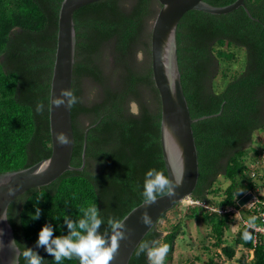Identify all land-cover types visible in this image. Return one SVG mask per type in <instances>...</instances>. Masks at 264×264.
<instances>
[{
    "label": "trees",
    "instance_id": "16d2710c",
    "mask_svg": "<svg viewBox=\"0 0 264 264\" xmlns=\"http://www.w3.org/2000/svg\"><path fill=\"white\" fill-rule=\"evenodd\" d=\"M205 1L226 6L236 0ZM62 2L0 0V175L51 156L50 89ZM245 3L250 14L244 7L220 15L191 10L177 29L191 116H211L193 124L200 176L191 198L220 207L237 205L263 181V166L257 170L251 166L264 152L259 135L264 133V0ZM160 6L158 0H101L76 11L72 91L81 102L71 107L75 136L71 164L82 166L86 142V165L11 203L8 219L21 253L26 246L43 257V264H55L53 256L36 247L45 225L53 226L54 236L67 235L65 217L78 220L82 210L96 205L105 221L103 232L109 217L122 219L144 201L143 184L150 169L168 176L161 146V99L151 65V28ZM141 51L142 62L137 59ZM218 63L226 80L220 87L212 83ZM91 85L96 95L87 98ZM40 102L42 114L36 112ZM133 102L138 115L132 111ZM250 151L253 157L248 159ZM219 176L230 181L223 193L216 187ZM193 205L184 218L207 226L206 243L200 248L207 254L203 264H219L218 249L227 258L222 264L234 260L264 264L263 238L255 245L253 233L240 221ZM243 218L260 223L258 210H244ZM158 223L142 242L169 245L164 264H194L175 263L180 236L186 235L184 221L169 229ZM233 225H238L235 232ZM245 232L251 240L243 238ZM138 248L130 264H149L146 252L137 255ZM20 264H25L22 255ZM61 264L79 260L65 259Z\"/></svg>",
    "mask_w": 264,
    "mask_h": 264
},
{
    "label": "water",
    "instance_id": "95a60500",
    "mask_svg": "<svg viewBox=\"0 0 264 264\" xmlns=\"http://www.w3.org/2000/svg\"><path fill=\"white\" fill-rule=\"evenodd\" d=\"M98 1L101 0H63L61 4L50 89L52 153L49 158L30 167L0 175V231L3 232L0 239L5 246L12 240L16 241L8 219L11 203L30 189L47 186L65 172L83 170L86 165V142L82 166L77 168L71 164L75 146L71 107L57 108L53 101L60 97L61 90L73 89L77 45L74 15L80 8ZM158 1L161 6L151 28V65L155 86L161 99V146L168 177H182V180L172 196L158 197L157 202L151 206L145 205L143 201L125 216L126 227L129 229L128 238L120 242L118 254L111 264H130L134 252L145 236L164 214L193 195L199 181V156L193 124L211 116L194 119L190 113L178 60L177 29L181 19L191 10L220 15L244 7L250 14L245 0H236L226 6H214L205 0ZM61 133L66 135L68 144L59 143L58 136ZM10 187L16 189L14 195L8 194ZM251 198L252 194L245 195L240 199V204L244 205ZM145 212L152 220L150 226L141 222L140 218ZM4 214L7 220L3 219ZM20 253L18 245L15 250L5 247L0 251V264H11L13 257H16L17 264H20Z\"/></svg>",
    "mask_w": 264,
    "mask_h": 264
},
{
    "label": "clouds",
    "instance_id": "9594fccd",
    "mask_svg": "<svg viewBox=\"0 0 264 264\" xmlns=\"http://www.w3.org/2000/svg\"><path fill=\"white\" fill-rule=\"evenodd\" d=\"M137 59L142 62V51L137 53ZM79 102H81V99L77 97L73 91L67 89L61 90L60 97L55 98L53 101L57 108L61 106L72 107ZM43 111L44 104L40 102L36 106V112L42 114ZM134 114L138 115V110ZM58 141L62 145L69 143L66 135L63 133L59 134ZM181 180L182 177H173V179H170L168 176L164 175L163 172L157 169H150L145 175L143 184L142 196L144 204L151 206L157 202L158 197L172 196L175 188L180 185ZM261 187L256 188L258 191L257 193L255 189L245 194H252V198L244 205L240 204V199L245 197V195L238 200L236 203L237 205L222 206H233L240 209V216H236L235 214L227 215H230V218L233 220L239 217V221L243 225V220H248L243 218V211L250 210L248 205L255 195H259L261 199L263 197L259 192ZM15 192L16 189L11 187L8 188L9 195H14ZM187 198H191V196ZM82 213V218L78 220L65 217L64 222L68 229L67 235L54 236L55 229L53 226L51 224L45 225L39 232L36 247L44 248L49 255L53 256L55 264H61L62 260H71L73 258L78 259L79 264H111L118 254L120 242L128 238L129 229L126 227L125 223L127 218L118 219L109 217L107 219V228L101 232V228L105 221L100 214L99 208L96 205H91L87 209L82 210ZM3 219L7 220L5 214ZM140 219L146 226L152 224V220L147 212H145ZM0 236H3L2 231H0ZM243 238L245 240H251L252 236L248 232H245ZM16 245L17 242L12 240L5 246L3 240L0 239V251H3L5 247L15 250ZM157 245L158 242L155 241L150 243L142 242L139 245L137 255L146 252L149 264H164L169 252V245ZM20 255L23 256L25 264H43L44 262L43 257H41L38 252L26 246H24V250ZM11 264H17L16 257H13Z\"/></svg>",
    "mask_w": 264,
    "mask_h": 264
},
{
    "label": "rangeland",
    "instance_id": "374dc122",
    "mask_svg": "<svg viewBox=\"0 0 264 264\" xmlns=\"http://www.w3.org/2000/svg\"><path fill=\"white\" fill-rule=\"evenodd\" d=\"M241 55H243V52H241ZM110 59V58H107ZM108 61V60H107ZM111 61V60H110ZM219 64V63H218ZM224 72L223 68L221 65H217V69L215 71V76L212 80V83L215 84L217 87L223 86L226 84V80L223 77ZM94 86H89L86 88V93L85 96L87 98H93L96 95V91L94 90ZM134 103H132V111L136 112L137 109L134 110ZM261 137V141L264 143V133L262 132L259 134ZM248 157H253V152L250 151ZM249 159V158H248ZM248 165L251 163L247 162ZM263 165V157L261 156V159L258 157L257 160L253 163L251 166V169H260V167ZM230 184V181L224 178L223 176H219L218 182L216 183V187L220 188V192L223 193L224 189L228 187ZM193 198H186L182 203L178 204L174 209L169 211L166 214V217L162 219L158 225L161 229H169L172 227V225L178 223V221L181 219L184 221L185 225L184 231L186 232V235L180 236V241L177 245L176 249V259L175 263L178 261H183V262H190L194 264H203V262L207 259V254L203 255L202 251L200 248L206 243L203 241V237L207 235V232L205 231V228L207 226L203 224H198L195 219H189V218H184V215L186 212L191 209H193L195 204ZM235 220L239 221V217L235 218ZM238 225H233L232 229L233 231L237 230ZM164 235L167 234L166 231L163 233ZM215 241V239H212V243ZM216 251V250H215ZM220 253L219 257H215V261L219 264L222 263H227L226 261V256H224L223 252L221 249L217 250ZM240 255V254H239ZM238 255V256H239ZM197 256L201 257V260L195 259ZM230 263L233 261H229ZM233 264H238L236 260H234Z\"/></svg>",
    "mask_w": 264,
    "mask_h": 264
},
{
    "label": "built area",
    "instance_id": "2783aa9c",
    "mask_svg": "<svg viewBox=\"0 0 264 264\" xmlns=\"http://www.w3.org/2000/svg\"><path fill=\"white\" fill-rule=\"evenodd\" d=\"M263 168H264V152H263ZM253 175H255V172H253ZM262 179L261 181L262 187L260 189V195H262V199L259 197V195H255L251 202L249 203L248 207L252 210H258L260 215V223H253L250 220H243V225L253 233L254 235V244L256 245L257 240L259 237L263 238L264 241V171L262 173ZM258 192L257 189L255 191ZM195 201V200H194ZM195 204L201 205L202 207H205L206 209H209L213 212H217L220 214H235L236 216H240V209L229 206V207H218L206 204L204 202L196 201ZM261 203V204H260Z\"/></svg>",
    "mask_w": 264,
    "mask_h": 264
},
{
    "label": "flooded vegetation",
    "instance_id": "af4514ba",
    "mask_svg": "<svg viewBox=\"0 0 264 264\" xmlns=\"http://www.w3.org/2000/svg\"><path fill=\"white\" fill-rule=\"evenodd\" d=\"M137 105V104H136ZM137 110H138V106H137Z\"/></svg>",
    "mask_w": 264,
    "mask_h": 264
}]
</instances>
